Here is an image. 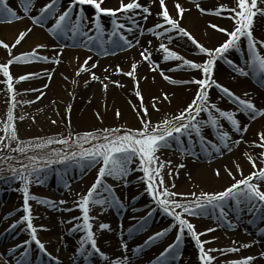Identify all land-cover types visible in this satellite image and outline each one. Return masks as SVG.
I'll return each instance as SVG.
<instances>
[{"label": "snow or ice", "instance_id": "obj_1", "mask_svg": "<svg viewBox=\"0 0 264 264\" xmlns=\"http://www.w3.org/2000/svg\"><path fill=\"white\" fill-rule=\"evenodd\" d=\"M34 0H20L21 11L24 16L29 17L32 23L39 27H45L49 18L54 17V23L47 27V31L54 36H65L71 33L72 37L82 36L87 37L89 42L91 37L88 36V31H95L97 34H102L100 19L102 15L115 17L120 14L131 20L132 25L136 28L142 27L137 24L133 16H140L143 20H147L152 15L149 6L142 5L138 0H120L119 6L116 8L103 7L104 0H68L67 7L63 12L56 14L58 0H48L47 3L37 9L36 15H30L33 7ZM196 9L201 14H211L220 17L222 13H227L226 18L232 21V27H221L217 24L210 23L209 26L214 30L222 33L226 38L218 43L215 47H206L198 42L193 35L181 26L180 20L183 18L185 9L179 2L174 4L175 16L171 15L166 0H159V11L156 13L158 21L150 27H145L144 31L150 33L159 40H167L168 43L160 42L157 50L162 53L160 59L164 62H178L167 71L175 70H188L192 73L189 79H174L167 75L165 70L160 67V64L153 59L151 48L145 47L139 53L142 62H147L150 72H159L160 76L172 85H196L193 96L180 111L171 117L165 116L163 119L152 123L148 119V108L143 103V95L139 88V80L137 79V64H131L130 70L123 72V75L130 77L133 80L135 87V96L140 103L134 108V111L140 117L141 127L137 129H122V128H105L100 130L86 131L78 133L73 136L69 133L68 137L59 136L48 138H34L29 141H21L18 138L17 129L14 121L16 119H24L23 116L15 117L14 109L18 101L15 97L17 95L14 89V83L25 81L33 78L36 74L26 73L13 77L10 73V65L14 62H32V61H51L59 63L60 52H55L50 58L48 56L40 55L38 49L47 47L45 44L37 43L30 51L20 53L18 55H11L12 49L19 45L23 38L32 31V28L19 31L15 37L14 42L9 45L3 40H0V47L7 50L9 59L0 63V74L3 79L0 83L6 86L7 94V112L6 119L3 121V126L0 128L4 134L0 135V147L4 149L9 148V141H15L16 147L11 151L18 154H25L29 151L40 150L41 152L49 145L57 144L61 146H68L71 150L64 154H59L53 151V155L58 156L54 160L49 156H28L34 166L26 164H19L18 167H11L10 171L13 173L14 178L22 182L21 191L23 192V215L20 220L26 224V229L30 234L31 241L35 242L37 248L41 253L48 255L50 259L56 260L46 252L44 244L37 238V228L32 223L31 208L29 204V187L32 182L31 178L35 177V182H40L41 170L47 168L53 163L72 162L82 167H92L98 165V171L94 182L88 187L87 192L80 196L76 203V207L80 210V217L78 219L81 223L74 225L76 230H83V235L80 239L79 246L76 251L86 261L89 255H98L101 259H107L106 254L102 252L96 242L92 224L89 216L90 206H100V210L104 211L105 208H123L124 205L113 194V189L107 185L103 178L105 176L113 177L117 180L125 177L132 169L130 165L136 160L139 161L140 170L143 172V177L147 185L146 191L153 201L158 205L160 211L172 218L173 224L166 230L153 233L145 241L144 245L147 246L151 242L159 239L165 234L166 231L176 229L175 239L172 243L168 244L159 256L156 257V264H168L169 258L179 259L181 253L179 250L180 243L185 234L191 237L196 249L198 250V260L200 264H212L216 257L210 255L211 252H219L221 255L227 252H237V248L224 249H206L205 244L210 241H203L200 239L204 233L197 232L195 226L186 218L187 216L205 215L208 207L219 209V220L226 221L227 214L224 211L225 201L233 202L238 208H246L247 211L252 212L254 209L264 211V190L261 185H264V127L255 133L256 139L248 142L244 141V134L247 133L249 125L242 124L237 118V112L243 113L247 116L248 120L254 121L257 117L264 116V107H258L251 98H241L232 92L228 87L222 85L215 79V71L218 62H223L229 65L234 73L241 76H252L257 79L261 87H264V54L260 49H264V40H258L253 35L254 24L257 16L264 17V0H235L234 7L227 5H219L212 9H205L197 0H193ZM88 5L93 9V15L89 20L83 15V6ZM139 10V11H137ZM73 16L75 19L73 20ZM22 17L12 7L6 3V0H0V23H12L20 20ZM91 24L92 28L86 30V25ZM113 28L112 34L119 36V41H113L117 48H132L134 45L132 41L128 40L121 31L131 32L132 27H126L124 23H118L116 19L111 21ZM174 37L186 38L187 41L194 46L195 54L202 57L201 60H191L180 55L177 51L168 46L172 43ZM111 39V35L109 37ZM122 42V43H121ZM136 43H139L137 40ZM151 41L148 44L151 45ZM61 48L64 45H60ZM232 50L245 51V59L243 65L235 63L228 58V53ZM91 57H86L77 69V75L80 72L89 71L86 67ZM92 68L96 64L91 65ZM116 72L121 73L122 69L116 67ZM49 80L51 73L46 72ZM91 79L96 80L98 77L95 73H91ZM107 79V77H105ZM146 79V77H144ZM87 83V81H86ZM116 83L118 86L119 82ZM47 88L48 85L43 86ZM106 88L107 85H104ZM217 89L222 96L217 99L227 97L230 101L236 104V110H222L213 102L210 97V89ZM32 90V89H29ZM45 93L40 91V95L36 97L39 100ZM174 95V94H172ZM248 94H245L247 97ZM169 93L161 92L160 96H153L152 108L159 111L158 104L163 101H169ZM33 101H24V103H32ZM170 102V101H169ZM68 111V109H66ZM119 116V111L116 113ZM203 117L205 118H201ZM221 120L228 123L230 128L226 130L221 124ZM55 123V121H53ZM204 128H209L214 134V140L207 141V138L202 134ZM193 135L195 142L200 144L209 143L211 147L217 151L222 150L231 151L233 146L240 143H248L251 147L259 148L260 151L254 158L252 155L245 153V156L250 163L253 171L242 178L235 180L229 186L221 191L216 192H201L199 195L195 193H176L169 191L164 187L163 176L161 168L164 163L157 160L156 152L162 147L170 146V141L181 142V137L188 138L189 147H185L184 151L189 152L190 146L193 143ZM233 135L238 137L233 139ZM84 145H88L84 147ZM13 157H5V159H12ZM43 161L38 163L37 161ZM257 160L260 166H257ZM170 164L171 161H168ZM159 166H156V165ZM183 167V165H178ZM237 171L242 170L240 165H236ZM228 171V175L232 176V172ZM171 174V169H169ZM215 175L219 176V169L215 170ZM158 178V179H157ZM174 187V186H173ZM100 191L106 193V196H101ZM186 195L193 196L192 200H186ZM181 197V199H176ZM31 199H36L32 196ZM41 202V201H38ZM51 203L50 201H44ZM61 204L64 201H60ZM178 209V210H177ZM16 225L13 223L10 228ZM43 227V226H41ZM109 224L100 223L99 229H109ZM143 229V224L140 225ZM215 229H205V232H211ZM29 241H24L28 244ZM86 245L88 247H86ZM20 247L19 245L16 246ZM121 247H126L122 244ZM241 247H249V245H241ZM28 255L27 249L20 253L21 259L17 264H27L26 257ZM264 257V252L260 253ZM255 259L253 256H246L240 259L228 261L227 264H252ZM128 258L124 257L112 259L109 264H127Z\"/></svg>", "mask_w": 264, "mask_h": 264}, {"label": "bare ground", "instance_id": "obj_2", "mask_svg": "<svg viewBox=\"0 0 264 264\" xmlns=\"http://www.w3.org/2000/svg\"><path fill=\"white\" fill-rule=\"evenodd\" d=\"M58 0L56 14L63 12L67 5H62ZM48 0H34L32 10L29 14L36 15L37 9L43 4L47 3ZM120 0H104L103 7L105 8H116L119 6ZM128 2V0H125ZM139 3L145 6H149L152 12V15L148 17L145 21L140 16H133L132 19L136 21L137 24L142 27L136 28L132 25L131 20H126V18L120 14H117L115 17H109L107 15H102L100 19V24L102 28V34L100 37L94 38L91 36V41L87 37L75 36L72 37L71 33L68 34V37L65 36H54L47 31V27H50L54 23V17H51L49 23L43 29L37 28L33 25L32 21L30 22L29 17H24L23 12L20 7V0H6V3L12 7L17 13L22 17L20 20H16L12 23H2L0 26V33L9 34L11 40L9 45H11L15 37L18 35L19 31L26 30L27 28H32V31L28 33L22 40V42L12 49L11 55H18L20 53L30 51L37 43L45 44L47 47L43 49H38L40 55L52 57L55 52H60L59 63H53L51 61H41L38 64L37 62H29L22 64V62H14L10 65V73H16V77L26 73H35L37 72L35 79H27L26 81L15 82L18 86H24L25 84H34L35 87H40L43 91H49L52 89L58 82L59 78L62 76H73L77 75V69L80 64L85 60L86 57H91V60L88 61L86 67L89 71L80 72L78 77L81 78L80 86L77 89L79 103L81 102H90V96L99 93V91L107 90V99L112 101V103L122 104L124 100L131 95H134L133 90L127 85L129 81L126 75L118 76L115 74L116 67H122L125 72L130 70L131 64L134 62H139L137 64V78L139 80V85L141 90L144 93L147 92V97H151L154 91L169 93L171 98L177 103H183L187 98L190 90H195L191 84H185L182 86H167L163 82V78L160 76L159 72H150L147 62H142L139 56V53L143 48H151L152 53L157 52V46L162 40L155 38L150 33L144 31L145 27H150L158 21L156 13L159 11V0H138ZM179 2L187 11L183 14V18L180 20L181 26L185 27L193 37L203 44L206 47H215L218 43L222 42L226 37L214 30L209 26L210 23L217 24L221 27L228 28L229 30L232 27V21L227 19V13H222L220 17L211 14H201L198 9H196L193 0H166V6L169 9L171 15L175 16L174 4ZM201 6L205 9H212L219 5H227L228 7L235 6V0H197ZM85 11L88 12L87 18L91 20L93 15V9L85 5ZM139 11V10H137ZM112 19H116L118 23H124L126 27H132L133 31H121V34L132 41V48H117L113 41H119V36L112 34L113 25L111 23ZM255 24L253 29V35L258 40H264V17L257 16L254 18ZM92 28V25L89 23L86 25V30ZM95 31H88V34H92ZM107 32L108 38L111 35V39L107 43L104 42V38ZM139 43H136V41ZM148 41H151V45L148 44ZM165 43H168L165 40ZM122 43V42H121ZM64 45L63 48L60 45ZM170 48L184 49L188 50L189 48L194 49V46L191 45L186 38L174 37L172 43L168 44ZM90 49L91 53H87L85 49ZM43 50V51H42ZM117 50H122L118 52ZM262 54H264V49H260ZM195 52V51H194ZM245 51L232 50L227 55L229 58H234L235 56H241L245 59ZM157 57H156V56ZM152 54L153 59L157 61L160 57L158 54ZM4 57L7 61L10 57L6 49L0 47V57ZM202 57L195 55L194 60H201ZM221 62L217 63L215 71V79L233 92H241L242 94H236L241 98H251L258 107H264V92L260 91L257 86L253 84V79L256 81V85L260 86L257 82V79L252 78V76H241L236 73L230 72L228 69L223 68L220 65ZM96 64L95 68H92L91 65ZM64 65L69 67V71L65 70ZM38 66V67H37ZM163 68V67H161ZM46 72L51 73V79L49 80ZM91 73H95L98 79H91ZM188 75L184 77L185 79L191 78L192 75H197L198 73H192L187 70ZM168 75V74H167ZM171 76V75H169ZM107 77V79H105ZM146 77V79H144ZM182 78V77H181ZM250 79V80H249ZM87 81V83H86ZM26 82V83H25ZM119 82L118 86L116 83ZM47 84L48 87L44 88L43 86ZM104 85H107L105 88ZM113 86V87H112ZM264 89V87L262 88ZM151 92V93H149ZM174 94V95H172ZM245 94H248L247 97ZM222 94L215 88L210 89V97L213 102L217 103V106L223 105L224 109L230 110L229 107L225 106L223 99H217ZM92 98V97H91ZM226 99V98H225ZM131 101V99H128ZM145 100V98H144ZM227 100V99H226ZM81 101V102H80ZM170 101V100H169ZM168 101V102H169ZM170 101V102H171ZM111 103V102H110ZM172 103V102H171ZM123 107V106H122ZM124 108V107H123ZM232 110V109H231ZM75 117H78L76 115ZM245 119L248 121L247 116ZM240 122L245 121L237 116ZM264 127V116L257 117L256 120L252 121L249 124L247 133L244 134V141L251 142L256 139L255 133ZM202 134L207 138V141H212L215 143L214 134L210 129L202 130ZM194 145L190 146L189 157L183 160L175 162L173 165L172 174L169 178V191L176 193H195L199 195L201 192H216L221 191L225 187L229 186L235 180L241 179L242 174L244 176L248 175L253 171L250 163L248 162L245 153L252 155L254 158L259 153L260 149L251 147L248 143H240L239 145L233 146L231 151L222 150V152L215 151L211 144L205 143L200 144L195 142V137L193 135ZM233 135V139H237ZM189 147V145H187ZM239 164L241 171H237L236 165ZM178 165H183V167H178ZM257 166L259 167V161L257 160ZM219 169L220 175H215V170ZM229 170L232 172V176L228 175ZM98 171V166L96 165L91 169L89 175L86 177L85 181L79 182L77 186L84 185V193L94 182L96 174ZM59 171H55V174H59ZM143 173V172H142ZM142 184L139 181L131 180V177L127 178L125 181L120 183H115V186H110L113 189V193L120 202L124 205L123 208L119 209L121 211L120 222L116 226V223L113 221V215L109 212L106 207L104 211L100 210V206H90L89 216L93 219L98 220V227L100 223L109 224V229H100L99 239L102 243H106L108 232L110 230L114 231L116 228H120L123 231L129 227L131 233L140 231V225L143 224L145 230L143 229V235L148 236L153 235V233L161 232L157 229L156 226L145 223L143 220L138 221V217L134 214L130 207L127 205L132 202H137L140 206L150 205L146 208L144 212L147 213V220L149 216L153 219L150 221H159L166 220V214L160 211L158 205L153 201V199L148 195L147 191L142 193V188H146L144 177ZM87 180V181H86ZM132 181V182H131ZM174 186V187H173ZM52 187V186H51ZM262 190H264V185H261ZM36 189V188H35ZM125 192V193H124ZM82 193H78L73 197H68L61 206L59 204V197L56 188H46L44 190L36 191L29 193L30 199L29 204L31 208L32 223L34 227L37 228V238L44 244L45 250L47 253H51L50 250L46 248L47 242L58 245L61 244L59 252L55 253L54 256L56 260L50 259L48 255L38 251L35 242L31 241L30 234L25 241H29L28 244H25V248L31 251L32 248L38 249L37 251L41 253L36 262L41 260H46V264H61L66 262L67 256H70L72 264H83L97 259L96 264H109V261L116 258L123 259L124 257L128 258L127 264H156V257L159 256V253L164 250L166 246L163 243H159L155 248H150V244L145 246L141 245L138 241H135L136 238L129 242L126 247L120 248V246L115 247L118 249L116 255L109 257L108 261L106 259H101L98 255L95 258H90L92 255H89L88 259L85 261L83 257L77 253L76 249L79 246V240L74 238L76 247H71L68 240L65 239L61 241L59 235L53 236L59 229H62L64 233L67 231L74 232L76 229L74 225L81 223L78 219H73L74 217H80L81 213L76 203L79 200ZM101 196H106V193H100ZM34 196L36 199H31ZM177 198V197H176ZM181 198V197H179ZM184 199L190 200L193 199V196L186 195ZM24 202L23 196L14 195L12 198L8 194L0 195V232L1 236L7 237L10 236V232L17 230L19 232L26 229V224L20 220L22 213L19 211L17 205L20 202ZM41 201V202H38ZM44 201H50L51 203H46ZM233 202L225 201L224 211L227 214L226 221L219 220V209H214L217 214V219L214 220L212 225L204 224L198 216H187L186 218L195 226V230L200 233H204L200 236V239L203 241H210V243L205 244L206 249H228V248H237V252H227L221 255L219 252H211L210 255L216 257L212 264H227L228 261L240 259L246 256H253L255 259L252 261V264H264V257L260 256L261 252H264V211L260 209H255L259 213H256L254 218H245L237 210H229L234 207ZM43 208V210L41 209ZM213 210V208L208 207ZM209 209V210H210ZM42 210V211H41ZM240 213V214H239ZM215 214V215H216ZM135 215V217H134ZM232 215V216H231ZM261 215V217H260ZM263 215V216H262ZM205 217V215H204ZM135 218V219H134ZM90 220V221H91ZM145 220V219H144ZM15 223L14 228L9 226ZM69 223L70 227H65L64 224ZM43 226V227H41ZM215 229L211 232H205V229ZM133 230V231H132ZM29 233V232H28ZM0 236V237H1ZM185 242H183L182 247L179 246L181 252L184 253L182 260L185 264H200L198 260V250L195 247L194 242L191 240V237L185 234ZM124 239V238H122ZM19 243L23 242H11L8 247L0 249V264H9L12 260L15 261L16 256L10 255L9 249H14ZM249 245V247H241V245ZM87 247V245H86ZM56 249V246H55ZM53 253V252H52ZM141 254V255H140ZM110 255V254H109ZM197 262V263H196ZM177 264L172 261V258H169L168 264Z\"/></svg>", "mask_w": 264, "mask_h": 264}, {"label": "rangeland", "instance_id": "obj_3", "mask_svg": "<svg viewBox=\"0 0 264 264\" xmlns=\"http://www.w3.org/2000/svg\"><path fill=\"white\" fill-rule=\"evenodd\" d=\"M205 1V0H202ZM211 1V0H210ZM62 5H67L68 0H60L59 1ZM88 12L85 11V7H83V15L86 17L88 16ZM26 17V16H24ZM27 18V17H26ZM48 19L47 23H49ZM75 17L73 16V20ZM31 22V20H30ZM2 23H0V26ZM34 25V24H33ZM36 26V25H34ZM37 28L43 29L44 27L36 26ZM91 29V28H90ZM112 30V29H111ZM101 34H97L96 32L92 34H88V36H92L94 38L100 37ZM104 38V42L107 43L109 41L107 32L105 33V36L102 35ZM9 34L0 33V40L5 41L6 43L10 42L13 39H10ZM88 39V38H87ZM162 42H166L165 40H162ZM2 48V47H1ZM87 53H91L90 49L84 48ZM173 50L177 51L180 55L184 56L187 59L194 60L195 58V49L189 48L188 50L184 49H176L172 48ZM43 51V50H42ZM122 50H117V54H120L118 52H121ZM152 54H158L159 57H161L162 53H160L158 50L156 53ZM156 56V55H155ZM157 57V56H156ZM229 58V57H228ZM233 60L235 63L239 65H243L244 59L241 58V56H235L234 58H229ZM6 62L4 57H0V63ZM38 64L41 61H34ZM157 62L160 64V67H163L162 69L165 70L166 74L171 75L174 79H185L188 75L187 70H175V71H167V69L172 68L175 63L178 62H164L161 59H157ZM29 62H22V64H26ZM220 65L223 68L228 69L230 72L233 73L231 67L223 62L220 63ZM37 66V67H38ZM65 70L69 71V67L64 65ZM121 73H117L115 70V74L118 76H123V70L122 67ZM12 76L15 78L16 73H11ZM34 74H37L35 72ZM186 75V76H185ZM36 76V75H35ZM35 76L32 79H35ZM129 80L127 82V85L133 90L134 95L131 97H128L127 100L125 99L122 104L112 103V101L108 100L106 97L107 90L99 91L98 95L94 94V96H90V102H81L82 105H86L85 107L81 106L79 103L78 93L77 89L80 86L81 78L78 77V75L73 76H62L59 78L57 84L50 89L49 91H43L40 87H35L34 84H25L24 86H18L16 83H14V89L17 93L15 99L19 103H17V106L15 107L14 115L15 117L23 116L24 119H16L14 121L18 138L21 141H29L33 140L34 138H48V137H56L59 136L68 137L69 133H71L73 136H75L78 133H83L86 131H93V130H100L105 128H122V129H137L141 127L140 123V117L137 114L136 111H134V108L140 103V101L135 96V87L133 80L126 76ZM253 77H251L252 79ZM0 79H3L2 74H0ZM138 79V78H137ZM250 80V79H249ZM26 81V80H25ZM167 84V86H182V85H172L162 80ZM253 84L257 86L260 91L264 92L263 87L256 85V81L253 79ZM26 83V82H25ZM194 88H196V85L191 84ZM113 87V86H112ZM139 88L141 90V86L139 85ZM230 88V87H228ZM32 89V90H29ZM40 91H43L45 94L39 99L36 100V97L40 95ZM195 91V90H194ZM143 95V103L148 108V119L152 121V123H156L157 121L163 119L165 116L171 117L172 115L176 114L178 111H180L184 106H186L187 102L190 101L191 97L193 96L194 92L193 90L189 91V94L185 101L183 103H179L181 101H178L175 103V101L171 98L168 101H163L158 104L159 111H156L152 108L153 103V96H160V93L158 91H154L152 94H154L151 97H147V92L144 93L143 90H141ZM234 92V91H233ZM151 93V92H149ZM235 93V92H234ZM236 94H242L241 92H236ZM237 95V96H238ZM92 97V98H91ZM145 98V100H144ZM227 100H226V99ZM128 99H131L129 101ZM7 94H6V86L3 83H0V128L3 126V121L6 119V112H7ZM24 101H33L32 103H24ZM111 102V103H110ZM223 102L225 103L226 107H229L232 111L236 110V104L230 101L227 97H224ZM224 105V104H223ZM223 105H219L218 107L222 110L224 109ZM124 108H123V107ZM68 109V111H66ZM117 111H119V116L116 115ZM78 115V117H75ZM237 116L244 119L245 121H242V124H250L252 121L246 120L243 113L237 112ZM201 118H205L202 117ZM55 121V123H53ZM221 124H223L224 128L228 130L230 126L228 123L224 120H221ZM209 128H204L203 130H206ZM4 133L0 131V135H3ZM194 139V138H193ZM188 145V138L187 137H181V142L177 143L176 141H170V146L168 147H162L156 152L157 160L164 163V167L161 168V175L163 176L164 181V187L169 189V178L172 174L173 165L175 162L183 160L185 158H188L190 155L188 152H185L184 149ZM194 145V140L191 146ZM88 145H84V147H87ZM16 147L15 141H9V148L4 149L0 147V195L8 194L10 198H12L14 195L23 196V192L20 190L22 187V182L16 178H14L13 173L10 171L11 167H18L19 164H26L29 166H34L32 162L27 159L28 156L36 155V156H49L50 158L56 160L58 159V156L53 155V151L64 154L67 151H70L71 149L68 146H61L57 144L49 145L46 149H44L42 152L40 150L36 151H29L25 154H18L11 149H14ZM13 157L12 159H5V157ZM168 161H171L169 164ZM38 163H43V161H37ZM98 166V165H97ZM156 166H159L158 164ZM95 166L92 167H82L80 165L74 164L72 162H65V163H53L49 165L47 168L41 170V177L40 182H35V177H32V182L28 185L29 187V193L36 192L37 190H44L46 188L53 189L54 187L57 190L58 197L60 201H65L68 197H73L74 195L78 193L84 194V185H78L79 182L85 181L86 177L89 175L91 169H93ZM139 161L136 160L133 164L130 165V168L132 169L125 177L121 178L120 180H117L110 176H105L103 178L104 182L107 185L115 186V183H120L122 181H125L127 178L131 177V180L134 179V181H142L141 178L143 173L140 170ZM169 169H171V174H169ZM59 171L58 175L55 174V171ZM158 179V178H157ZM87 181V180H86ZM132 182V181H131ZM140 182V184H142ZM52 186V187H51ZM36 188V189H35ZM142 193L146 192V188H142ZM87 192V190H86ZM85 192V193H86ZM100 193H104L103 191H100ZM115 193V192H113ZM125 193V192H124ZM176 199H181L177 197ZM187 200V199H186ZM192 200V199H190ZM59 201V204H56L57 206H61V203ZM24 202H20L17 207L19 211L23 215V206ZM131 208V210L134 212L136 217H138V221H144L145 223L151 224L153 226H156L157 229L160 231L166 230L170 227V225L173 224L172 218L168 217L166 215V220H157V221H150L153 219L151 216H149V220H147L146 216L147 213L144 212L146 208L150 207V205H142L140 206L136 201L129 203L127 205ZM43 210V208H41ZM120 208H108L109 212L114 216L113 221L116 223V226L120 222L121 217V211L119 212ZM207 208L205 217L204 215H201L199 219L204 222L206 225H212L214 223V220L217 219V214L215 210ZM238 209V210H237ZM41 210V211H42ZM178 210V209H177ZM229 210H237L236 212H240L244 215L245 218H254L256 213H258L257 210H253L252 212H249L246 210V208L243 207H237L236 205ZM239 213V214H240ZM216 214V215H215ZM264 214V213H263ZM134 215V217H135ZM120 216V217H119ZM232 216V215H231ZM263 216V215H262ZM259 217V213H258ZM261 217V215H260ZM135 219V218H134ZM145 219V220H144ZM154 220V219H153ZM92 224V230L94 232L97 246L98 248L106 254V260L108 261L109 257H112L116 255L118 252V249L116 247L120 246L122 244H127L129 242H132L136 237L135 241H138L139 244L143 245L144 241L149 237L148 235H143V229L140 233V231H137L135 233H131L130 228L132 226L127 227L124 231L122 229L116 228L114 231L110 230L108 232V237L106 240V243H102L101 239H99L100 235V229L98 227V220L93 219L90 221ZM65 227H70L69 223L64 224ZM133 231V230H132ZM175 232L176 229L173 228L171 231H166L163 236H161L159 239L153 241L150 243V248H155L156 245H159V243H163L164 246L167 247L168 244L172 243L175 239ZM0 232V236H1ZM61 237V241H63L66 237V239L69 242V245L71 247H76V243L74 242V238L79 240L83 235V230H76L74 232L67 231V233H64L62 229H59L58 232L53 234V236ZM29 237V233L27 230H23L21 232L13 230L10 232V236L6 237L1 236L0 237V249H3L5 247H8V245L11 242H24L25 239ZM185 235L182 238V241L185 242L184 238ZM124 238V239H122ZM181 241L180 247H182L183 242ZM20 247H15L14 249H9L11 252L10 255L16 256L15 261L12 260L9 264H17V261L21 259L20 253L23 252L25 248L24 243L18 244ZM115 245H117L115 247ZM48 250L51 251V255L54 256V250L55 253L59 252L61 244L58 245L51 244L47 242V245H45ZM56 246V249H55ZM88 247V246H87ZM38 249L32 248L31 251L27 249L28 255L25 258L27 264H46V260H41L40 262H36L39 258H41L39 253L37 251ZM180 250V249H179ZM53 252V253H52ZM181 255L179 259H173L172 261L177 264H185L182 260V257L184 256V253L181 252ZM110 254V255H109ZM141 255V254H140ZM97 256V255H96ZM95 255H92L90 258H95ZM171 258V257H170ZM97 259H94V261H90L83 264H96ZM131 263V262H128ZM197 263V262H196ZM7 264V263H6ZM50 264V263H49ZM61 264H72L70 256H67L66 262H63ZM173 264V263H172Z\"/></svg>", "mask_w": 264, "mask_h": 264}]
</instances>
